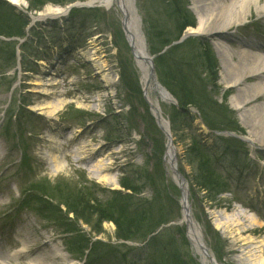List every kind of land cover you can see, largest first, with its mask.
<instances>
[{
	"label": "rangeland",
	"instance_id": "374dc122",
	"mask_svg": "<svg viewBox=\"0 0 264 264\" xmlns=\"http://www.w3.org/2000/svg\"><path fill=\"white\" fill-rule=\"evenodd\" d=\"M23 1L25 6H13V13L25 10L28 3ZM215 1L219 7L230 2ZM133 2L146 44L150 40L159 44L154 37L158 30L174 31L175 20L165 10V0ZM184 2L196 27L194 1ZM62 6L49 3L30 16L51 15L52 10ZM0 14L12 25L19 23L17 17L6 15L4 11ZM53 18L47 16L31 21L30 29H24L25 39L17 36L5 39L0 35L1 255L19 250L25 243L26 252L7 259L9 264H34L33 260L39 256H44L48 264H78L74 260L78 243L73 245L72 254L63 244L67 234L62 231L69 223H76V228L92 241L118 244L112 222H103L99 226L101 232L96 233L93 231L98 229L95 216L87 215L89 224L75 222L72 213L64 216L63 201L78 195L91 202L93 199L105 202L111 197L110 190L124 189L120 184L123 179L141 189L137 195L140 200L159 202L154 205H160L165 217L170 219L169 228L177 227L185 232L184 224H179L181 191L165 162L166 139L143 98L140 72L125 38L120 13L93 8ZM217 31H221L219 26L214 27L211 35L200 36L210 42L217 62V80L208 88L212 89L214 98L232 112L230 116L243 130L236 134L245 140L235 138L241 143L238 153L224 154L217 138L201 127L200 120L191 111L185 120L170 123V132L177 168L187 180L191 210L200 224L204 241L210 250L221 247L222 259L217 264H251L252 254L256 259L260 255L264 258V131L252 123L253 119L264 116V94L244 100L242 90L260 80L248 77L244 82L239 80L238 85H230L232 80L227 71L230 61L221 60L214 43L223 44L231 53V62H237L236 54L241 51L264 52V13L260 14L252 6L244 20L231 24L221 34H215ZM104 75L110 80L108 83L102 79ZM155 99L152 94V101ZM234 99L242 102L241 108H235ZM58 100L64 102L61 109L47 117L44 113L50 111L48 103L55 104ZM171 106L159 101L161 113L169 122ZM40 107L44 109L39 110ZM251 109L256 111L254 116L249 114ZM250 133L253 139L248 137ZM191 134H196L213 150L212 154L220 150L216 154L222 162L219 170L225 178L232 179L228 186L231 191L217 193L212 201L207 192L198 191L191 184L194 166L186 158ZM98 163L104 164L105 169L94 174V165ZM189 175L191 180H188ZM44 199L50 205L39 206ZM58 204L61 212L56 217L52 213L50 219L43 218L50 216L49 211ZM37 208L43 216L37 213ZM236 217L242 226L247 225L245 230L218 226ZM251 220L256 223L250 224ZM215 233L220 238L219 245ZM176 238L177 248L198 264L199 257L193 253L188 238L184 239V244L179 235ZM128 245L136 244L128 242ZM54 247L64 251L65 261L51 255ZM118 247L119 252L124 253L125 249ZM103 251V247H99L98 254ZM130 257L135 264H145L143 253L136 252ZM121 260L118 264H128ZM95 264L112 263L104 259Z\"/></svg>",
	"mask_w": 264,
	"mask_h": 264
},
{
	"label": "trees",
	"instance_id": "16d2710c",
	"mask_svg": "<svg viewBox=\"0 0 264 264\" xmlns=\"http://www.w3.org/2000/svg\"><path fill=\"white\" fill-rule=\"evenodd\" d=\"M74 1L77 0H27V3L29 11H39L49 3L61 6ZM165 1V10L169 11L175 20L174 31L170 30V32L164 31L162 33V30H158L154 37L158 39L159 44L154 43L152 40L149 42L150 51L157 54L154 58V65L159 81L177 99L179 108L195 107L208 129L212 131L242 132L243 130L239 127L237 121L230 116L232 112L225 104L219 103L214 98L212 89L208 88L210 85H214L217 80V62L210 44L201 38H188L180 44L171 45L187 27L195 26V21L184 0ZM0 11H4L7 13L6 15L10 14L19 19L17 26L12 25L8 18L0 14V35L4 37L23 36L28 18L23 13H13V6L2 0H0ZM79 12L80 10H72L71 14ZM2 18L5 19L2 20ZM196 42L198 43L197 45ZM164 48H166L165 51L160 53ZM126 85H128L127 82ZM223 103H225V97H223ZM179 108L172 107V124L185 120L188 114L186 110L182 112ZM214 136L224 149V154H227V152H233L234 155L238 153L239 150L237 149L241 145L239 140L230 136ZM189 138L191 142L186 149V158L194 166L193 182L191 181V184H194V188L196 187L198 191L207 192L209 201H212L217 193L225 190L227 184V179L218 171V166H221L222 162L218 160L216 154L220 150H214V154H212L213 150H209L197 135L191 134ZM239 169L241 168L239 167ZM188 180H191L190 175ZM120 184L124 189L129 190L130 193L112 190L110 191V199L105 202H101L98 199H93L91 202L89 199L78 195L70 198V200L66 198L63 201V205L66 208L65 213H72L76 222L80 220L87 224H89L87 215L95 216L98 229L93 231L96 233L101 232L99 226L103 222H112L114 225L113 236L116 240L142 241L161 224L169 221L164 216L161 206L159 205V208L154 205L157 202L156 199L153 201L140 200L141 198L137 197L140 194V188L125 179ZM157 203L159 204V202ZM44 204L50 205L46 201ZM58 207L59 204L53 207V210L49 209V215L53 213L56 217L61 212ZM71 225L73 224H70L69 228ZM72 229H75L74 226L70 228V230ZM208 229L210 233V227ZM182 233V230L177 228L175 232L171 229H164L156 236L151 237L145 245L146 264H197L188 253L181 252L177 248L176 234L180 236V239L183 240L182 244H184L185 238ZM75 235L79 238V240L75 239L74 241L79 245L77 252L82 256L90 240L84 234L77 232ZM72 238L75 237L73 236L70 239ZM215 238L217 240L216 243L219 245L218 241H220V238L216 233ZM70 239L68 240L69 243ZM77 240L78 242H76ZM99 247H103V254L96 253ZM70 248L73 247L70 245ZM220 249V245L219 248L212 247L218 260L222 259ZM121 253L116 246L105 245L96 241L91 243L88 261L94 258L101 261L107 256L113 260L114 264H118V260L122 258V262L123 260L128 262L127 253Z\"/></svg>",
	"mask_w": 264,
	"mask_h": 264
},
{
	"label": "bare ground",
	"instance_id": "6f19581e",
	"mask_svg": "<svg viewBox=\"0 0 264 264\" xmlns=\"http://www.w3.org/2000/svg\"><path fill=\"white\" fill-rule=\"evenodd\" d=\"M8 2L18 6V7H24L25 3L23 0H7ZM194 5L192 6V9L194 13L197 16V26L196 27H190L187 31L188 33L193 34H212V30L215 26H219L221 31L215 32V34H221L223 29L229 27L231 24L235 22H240L245 19V16L249 9L253 6L257 11L260 12V14L264 13V3H260V0H230L229 4L224 7H219L216 5L215 0H193ZM87 5H96L99 8L104 9L107 12L115 11L117 13H120L121 15V21L123 25V30L126 33V37L128 40V43L131 46V49L134 52V59L137 66V69L140 72L141 77V83L144 90V95L153 106L157 107L159 106V101H166L167 96L164 95L156 86L154 85L152 78L150 77V66L147 61V56L149 55L147 46L143 37V34L141 32L140 28V19L137 16V12L134 7L133 0H88L84 2ZM211 3V4H210ZM210 4V5H209ZM54 13L51 15L46 14H39L37 19H42L47 16L55 17L60 15H65L66 10H63V8H57L55 10H52ZM214 48L217 50V52H220V58L221 60L230 61V64L227 66V71L230 74L231 77V84H237L238 81L242 80L243 82L246 81L248 77H252V79L258 78L260 82L256 84L249 85L245 87L243 92V98L244 100L254 97L255 95H262L264 94V52H257V53H246L245 51L238 52L236 56L238 57L237 62H231V53L221 44L220 42L214 43ZM226 63V62H225ZM99 69L102 68V66L98 67ZM102 79L105 83H108L110 80L106 75L102 76ZM241 83V82H240ZM36 85H43L41 82H35ZM39 92V91H38ZM50 95V93H43ZM152 94L156 96L155 101H152ZM166 97V99H165ZM234 105L235 108L239 109L241 108L242 102L238 101L237 99H234ZM63 100H58L55 104L54 103H48V109L50 111H47L46 116L50 117L53 114H55L58 110L61 109L63 105ZM264 107V106H262ZM44 107H40L39 110H43ZM254 109L249 110V114L253 115L256 113ZM262 112L264 110L262 109ZM254 116V115H253ZM253 125L257 124L259 125L260 131H264V116L261 115V118L252 120ZM160 124L163 126H166L165 122L163 120H160ZM204 129V127H203ZM249 138L253 139V134L250 133ZM172 149L170 146L166 148L165 151V162L168 166H172L173 160H172ZM104 164L98 163L97 165H94L93 173L98 174L99 172L103 171L105 168L103 166ZM172 178L174 182L182 188L183 195L188 197V192L186 189V185L184 183H180L179 179L172 174ZM183 196V197H184ZM183 204V215L185 213L186 209V203L185 200L182 202ZM186 216V214H185ZM228 220V216L226 217ZM190 224L188 227V237L192 244L193 251L195 254H198V256L201 259L202 264H212L210 262V258L205 255L203 250H200L199 243L201 242L200 239L201 236L198 233V229L192 219H190ZM255 224L256 222L254 220L250 221V224ZM224 225L225 227H230L231 229L235 228L236 231L239 229V227H242V230H245L246 227L242 226L240 220L238 217L235 219H232L230 222H220L219 225ZM217 226V227H218ZM22 248V249H21ZM19 250H16L17 252H12L6 256H0V264H9L7 261V258L10 256H17L18 254L25 253L23 250L25 248V244L23 243L22 247ZM52 256L60 258V260H65L66 255L62 251V249L58 247H54L52 252ZM211 255V254H210ZM254 259H252L250 262L251 264H264V258L261 257V255L256 259L253 254L251 255ZM48 260H45L44 256H39L36 258V260H33L35 262L34 264H48Z\"/></svg>",
	"mask_w": 264,
	"mask_h": 264
},
{
	"label": "water",
	"instance_id": "95a60500",
	"mask_svg": "<svg viewBox=\"0 0 264 264\" xmlns=\"http://www.w3.org/2000/svg\"><path fill=\"white\" fill-rule=\"evenodd\" d=\"M74 6H76V7H84V8H88V7H92V5H87V4H85V3H80V4H76V5H72L71 7H74ZM185 37V36H184ZM147 61H148V63L150 64V77L153 79L154 78V71H153V60H152V57L151 56H147ZM155 86H157L158 88H160V90L161 91H163V92H165L167 95H168V92L162 87V86H160L156 81H155ZM169 96V95H168ZM163 131H164V133H165V135H166V137H167V145H171V135H170V132L168 131V129H166V130H164L163 129ZM227 134H232V133H227ZM172 149H173V147H172ZM173 170H174V172L177 174V176H178V178H179V180H180V183H183V182H185V180H184V178L182 177V175L177 171V169H176V167L174 166L173 167ZM185 198H186V196H185ZM185 203H186V199H185ZM186 213V216H184V220H185V222H186V226L187 227H189V224H190V219H191V216H192V214H191V211H190V207H189V205L187 204V207H186V211H185ZM196 223V222H195ZM196 226H197V229H198V233H199V235L201 236V231H200V229H199V227H198V224L196 223ZM202 238V237H201ZM201 240V242L199 243V247H200V250H203L204 251V253H205V255L206 256H208L209 258H210V262H212L213 263V258L212 257H210V255H209V253H208V249H207V247L202 243V239H200Z\"/></svg>",
	"mask_w": 264,
	"mask_h": 264
}]
</instances>
